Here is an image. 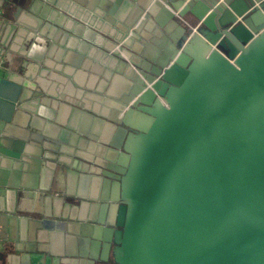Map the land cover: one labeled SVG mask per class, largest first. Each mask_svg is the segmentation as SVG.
Wrapping results in <instances>:
<instances>
[{"label":"crops","instance_id":"obj_1","mask_svg":"<svg viewBox=\"0 0 264 264\" xmlns=\"http://www.w3.org/2000/svg\"><path fill=\"white\" fill-rule=\"evenodd\" d=\"M188 1L0 0V77L22 86L15 110L0 98V264H114L125 146L154 93L128 107L197 31Z\"/></svg>","mask_w":264,"mask_h":264},{"label":"water","instance_id":"obj_2","mask_svg":"<svg viewBox=\"0 0 264 264\" xmlns=\"http://www.w3.org/2000/svg\"><path fill=\"white\" fill-rule=\"evenodd\" d=\"M177 17L197 31L159 66L164 88L146 79L128 107L154 93L125 146L118 230L103 248L113 243L114 264H264V0H191ZM13 86L0 77L15 110Z\"/></svg>","mask_w":264,"mask_h":264},{"label":"built area","instance_id":"obj_3","mask_svg":"<svg viewBox=\"0 0 264 264\" xmlns=\"http://www.w3.org/2000/svg\"><path fill=\"white\" fill-rule=\"evenodd\" d=\"M158 79L159 78H155L153 81H152V83H150L149 85H148V88L149 89H152V86L155 84V83H157L158 82ZM161 102L163 103V105H165V103L161 100Z\"/></svg>","mask_w":264,"mask_h":264}]
</instances>
